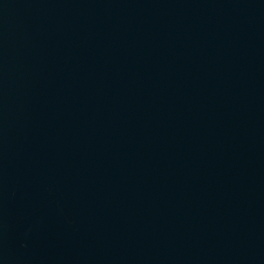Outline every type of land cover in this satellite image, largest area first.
Here are the masks:
<instances>
[{"label":"water","instance_id":"1","mask_svg":"<svg viewBox=\"0 0 264 264\" xmlns=\"http://www.w3.org/2000/svg\"><path fill=\"white\" fill-rule=\"evenodd\" d=\"M0 264H264V0H0Z\"/></svg>","mask_w":264,"mask_h":264}]
</instances>
